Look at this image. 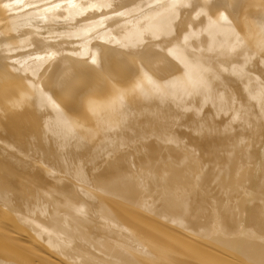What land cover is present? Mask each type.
<instances>
[{
	"label": "bare ground",
	"instance_id": "obj_1",
	"mask_svg": "<svg viewBox=\"0 0 264 264\" xmlns=\"http://www.w3.org/2000/svg\"><path fill=\"white\" fill-rule=\"evenodd\" d=\"M262 4L0 0V264H264Z\"/></svg>",
	"mask_w": 264,
	"mask_h": 264
},
{
	"label": "rangeland",
	"instance_id": "obj_2",
	"mask_svg": "<svg viewBox=\"0 0 264 264\" xmlns=\"http://www.w3.org/2000/svg\"><path fill=\"white\" fill-rule=\"evenodd\" d=\"M153 2H154V1H153ZM145 4H147V5L149 4V5L146 6ZM151 4H152V3H151ZM151 4H150V2H149V3L147 2V3H144V5H141V7L143 6V7H142V9H143L142 11H144L145 8H147V7H148V9H150V8H154V6L151 5ZM155 4H156V3H155ZM159 4H160V6H161V7L159 6V8H163V7H165V4H164V3L161 4V2H159V1H158V3L156 4V6H158ZM150 5H151V7H150ZM152 6H153V7H152ZM261 9L264 10V5H263V4L261 5ZM170 13H171V15H172V14H173V15H172V16L170 15V16H168V17H167V16L164 17V16H162V15L165 14V12H164V14L161 13L162 15L160 14L159 16H157L158 21H159V22L162 21V23H160V24H162V26H160L159 23L157 24V25H159V26L157 27L158 29L162 28L163 25H164V23H165V25H166L168 22L173 21L172 18H173V16H174L175 14L172 13V12H169L168 14H170ZM166 15H167V14H166ZM158 17H160V18L163 17V18H166V19H163V18L160 19V18H158ZM169 17H170V18H169ZM159 19H160V20H159ZM57 20L59 21V19H57ZM153 20L155 21V18H154ZM163 20H166V21H163ZM239 20H240V19H239ZM231 21H232V20H231ZM231 21H230V20H227V25H229V23H231V25H229L228 27H232V26H233V29H234V27H235V23H236V22L234 21L235 23H232ZM163 22H164V23H163ZM166 22H167V23H166ZM237 22H238V21H237ZM70 25H71V24H70ZM75 25H76V26H75ZM75 25L69 26V28H73V27L76 28V27H77L76 29H78V30H80V31H77V30H76L77 32L74 31L75 33H73V34H71V33L67 34V32H69V31H68L69 29H68V30H65L66 32L64 31V34H65V35H62V39H64V40L66 39V41H67V38H68V39L71 38V39L73 40V41H72V40H69V42L71 43V42H74V39L76 38V40H75V42H74L75 44H69L70 46L73 45V46H71V47H73V48H74V46H75L76 44L81 46V43H79V42H80L79 40H81V42H83L82 39L85 40V41L82 43V45H83V44L86 45V46L84 47V49L81 48V47H78V46L76 45L79 49H82V51H81V50H78V48H77L76 46H75V50H74L73 48H72V50H74V52L76 51L77 53H78V51H81V52L78 53V55H79L80 57L84 56L85 54H86V56L91 57V56L89 55V53L92 54L91 52H95V48H96L97 45L94 44L95 46H94V45H93V46H94L95 48H93V47L91 46V49H90V44H93V43L90 42V40H91V41L93 40V42H94V39H96V37H97V35L100 33V31L103 30V29L100 30V28H103L104 26L101 25V23H100V24H97V23H96V25H98V26L100 25V26H103V27H100V26L98 27V26H96L95 24H94V26H92V27H95V26H96V28H92L91 26H88V28H87L86 26L84 27V29H89V32L91 31L90 33H92L93 30L95 31V30L98 28V29L96 30V31H98V32L95 33V35H94V32H93L92 34H87V33H89V32H86V30L83 29V27H82V25H81L80 23L78 24L80 29L78 28L77 24H75ZM83 26H84V25H83ZM89 27L92 28L93 30L90 29ZM73 30H74V29H73ZM82 30H84V32H86V34H87V38H85V36H86L85 33H84V35L82 34V33H83ZM99 30H100V31H99ZM96 31H95V32H96ZM78 32L81 33V38H82V39H80V37H74V35H75V36H78V35L80 34V33H79V34H76V33H78ZM62 34H63V33H62ZM237 34H239L240 36L244 37V35H243L242 33H239V32H238ZM56 35H58V34H56ZM66 35H68V36H66ZM69 35H70V36H69ZM82 35H83V36H82ZM89 35H91V38L89 37ZM72 36H73V37H72ZM79 36H80V35H79ZM53 37H55V38H59V36L57 37V36H54V35H53ZM66 37H67V38H66ZM69 37H70V38H69ZM83 37H84V38H83ZM60 38H61V36H60ZM73 38H74V39H73ZM77 38H79V40H78ZM88 38H90V40H89ZM64 40H63L62 42H64ZM76 41H79V42H76ZM69 42H66V44L69 43ZM87 43H90L89 46H88ZM82 47H83V46H82ZM86 47H89L88 50H90V51L86 50V49H87ZM85 48H86V49H85ZM92 48H93V49H92ZM97 49H99V48L97 47ZM83 50H85L86 52H84ZM92 50H93V51H92ZM12 51H13V50H11V53H13ZM70 51H71V49H70ZM72 52H73V51H72ZM72 52H71V53H72ZM82 52H83V53H82ZM261 52H262L263 54L260 53L261 55L259 54L258 58H259L260 60L264 61V57H263V56H264V50L261 51ZM81 53H82V54H81ZM84 53H85V54H84ZM32 54H33V55H32ZM32 54H31V53H27V54L25 55V53H23L22 56H25V57H22V56L18 57V58H22V59H19V62H21V65L24 64L25 66H27V64H32L31 67H33V64H34V67H36L37 64H38L37 62H39V61H38V60H37V61H36V60H33L32 58L36 57L37 54L35 55V53H33V52H32ZM72 54L74 55V53H72ZM83 54H84V55H83ZM20 55H21V54H20ZM76 55H77V54H76ZM76 55H75V57L78 58V57H77L78 55H77V56H76ZM13 56H14V55H13ZM260 56H262L263 59H262ZM9 57H12V56H9ZM14 57H15V56H14ZM80 57H79V58H80ZM28 59H29V60H28ZM30 59H32V60H31V61H32L31 63H30ZM80 59H81V58H80ZM90 59H91V58H90ZM11 60H12V59H9V60H8V62H7L8 65L11 64V63H10ZM21 60H22V61H21ZM54 60H56V61H54ZM54 60H53V64H54V62H55V63L57 62V58H56V56H54ZM23 61H25V62L28 61V63L26 64V63L23 62ZM35 61H36V62H35ZM19 62H18V63H19ZM91 62H92V59H91ZM133 62H134V61H133ZM35 64H36V66H35ZM132 64H134V63H132ZM24 65H22L21 68H18V70L16 69V71L19 72L20 70H22V71L25 70V71L28 72L27 74L30 73V76L33 75L35 72H38L37 67H36L34 70H33V68H34V67H33V68H31L32 71H31L30 69H29V71H28V67H29V66H27V68H26V67H24ZM23 68H24V69H23ZM26 69H27V70H26ZM36 70H37V71H36ZM263 70H264V68L261 69V71H263ZM22 71H21V72H22ZM30 71H31L32 73H31ZM21 72H19V73H21ZM23 72H24V71H23ZM23 72L21 73V74H22V77L20 76V74H19V76H18L19 78H16V76H15L14 79H15L16 81L18 80L17 83H16L15 80H12V82L9 83V84H11V88H13L12 86H15V87L18 86V84H20V82H25V83L27 82V80H25L26 77H25V78L23 77V75L26 76L27 74L25 75L26 72H25V73H23ZM33 72H34V73H33ZM263 72H264V71H263ZM20 77H21V78H20ZM22 80H23V81H22ZM24 80H25V81H24ZM41 82H42V81H41ZM41 82H40V83H41ZM42 83H43V85H45V87L48 86L47 88H49V85L51 84V81H50V80H48L47 82H46V81H45V82L43 81ZM42 83H41V84H42ZM44 83H46V84H44ZM9 84H8L7 86H9ZM13 84H15V85H13ZM41 84H39V86H40ZM36 85H37V87H38V82H37ZM43 85H42V86H43ZM47 88H46V89H47ZM38 89H41V86L38 87ZM43 90H45L44 87H43ZM69 94H70V93H69ZM72 94H73V93H72ZM67 96H68V95H67ZM65 97H66V96H65ZM68 98H71V97L69 96V97H67V99H68ZM63 99H65V98L63 97ZM61 100H62V98H61ZM85 165H86V164H82V163H81V167H82V168L85 167ZM94 172H96V170H94ZM79 177H80L81 179L85 178L84 175H83V172H81V174H80ZM99 214H100V213H99L98 210H97L96 202H92L91 211L88 212V213H86L85 215L82 216V217H85V218L88 220L87 223H86V225H85V227H84V229H85V231L89 232L92 236H95V234H97V233H99V232H107V229H106V228H103L102 226H100L99 224H97V223L95 222L96 215H99ZM148 216H150V218H149V219H150V222H151L152 224H154V225H157V226H158V225H160V222H161V224H164V223H165V220L162 219V218H160V215H159L157 212H153V211L150 210V209L148 210ZM39 247H40V246H39ZM40 248L42 249V247H40Z\"/></svg>",
	"mask_w": 264,
	"mask_h": 264
}]
</instances>
